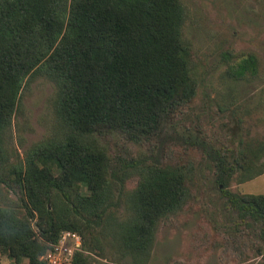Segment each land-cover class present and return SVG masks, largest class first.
<instances>
[{
  "label": "trees",
  "instance_id": "trees-1",
  "mask_svg": "<svg viewBox=\"0 0 264 264\" xmlns=\"http://www.w3.org/2000/svg\"><path fill=\"white\" fill-rule=\"evenodd\" d=\"M183 20L180 0H0V183L15 196L0 204L8 264H44L62 230L80 237L72 264L106 253L146 263L157 223L185 203L192 183L181 165L144 156L194 93ZM254 69L248 54L229 74ZM34 76L54 84L60 129L8 162L11 121ZM113 138L137 145L136 158L117 163L104 143ZM211 158L225 186L233 168L217 151ZM252 159L233 155L241 181L261 173ZM130 173L137 178L126 189ZM220 192L264 232V193Z\"/></svg>",
  "mask_w": 264,
  "mask_h": 264
},
{
  "label": "rangeland",
  "instance_id": "rangeland-1",
  "mask_svg": "<svg viewBox=\"0 0 264 264\" xmlns=\"http://www.w3.org/2000/svg\"><path fill=\"white\" fill-rule=\"evenodd\" d=\"M180 1L194 93L164 121L154 147L144 156L167 167L181 165L192 183L185 203L157 223L145 264H262L261 225L241 217L220 189L264 193V0ZM248 54L254 55V72L240 78L229 74ZM54 91V84L43 76H34L22 87L7 136L8 162L58 134ZM104 143L117 163L137 156V145L123 146L116 138ZM213 151L233 168L225 186L216 182ZM235 153L244 162L251 156L261 173L238 179L242 171L232 163ZM136 178L130 173L125 188ZM14 197L0 183V204ZM89 256L95 264H131L130 258L110 253ZM8 263L0 256V264Z\"/></svg>",
  "mask_w": 264,
  "mask_h": 264
},
{
  "label": "built area",
  "instance_id": "built-area-1",
  "mask_svg": "<svg viewBox=\"0 0 264 264\" xmlns=\"http://www.w3.org/2000/svg\"><path fill=\"white\" fill-rule=\"evenodd\" d=\"M80 245V237L69 230L59 232L56 242L40 255L44 264H72L73 253Z\"/></svg>",
  "mask_w": 264,
  "mask_h": 264
}]
</instances>
